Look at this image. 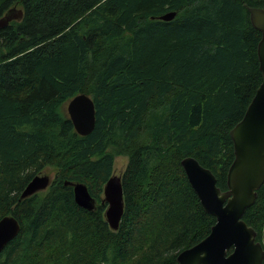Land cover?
I'll return each instance as SVG.
<instances>
[{
  "label": "trees",
  "instance_id": "trees-1",
  "mask_svg": "<svg viewBox=\"0 0 264 264\" xmlns=\"http://www.w3.org/2000/svg\"><path fill=\"white\" fill-rule=\"evenodd\" d=\"M13 6L21 19L0 28V218L21 229L0 264H178L215 222L180 161L227 188L229 131L261 82L247 7L264 0H0V17ZM81 92L96 110L85 136L62 110ZM120 155L112 230L100 199ZM47 167L51 184L19 201ZM65 181L85 183L96 207H79ZM243 219L264 247V183Z\"/></svg>",
  "mask_w": 264,
  "mask_h": 264
},
{
  "label": "water",
  "instance_id": "water-1",
  "mask_svg": "<svg viewBox=\"0 0 264 264\" xmlns=\"http://www.w3.org/2000/svg\"><path fill=\"white\" fill-rule=\"evenodd\" d=\"M251 25L260 32L256 54L261 82L247 105L242 118L230 129L233 159L226 172V189L217 185L214 173L202 166L192 156L181 159V167L196 193L204 211L215 218L209 233L194 245L179 251L178 264H262L264 247L256 240L257 232L243 219L247 208L257 197V190L264 183V8L247 7ZM176 15L170 11L158 16L164 21ZM22 10L16 6L0 17V28L12 20H20ZM66 114L75 133L85 136L96 124L93 99L81 92L66 103ZM53 177L40 173L32 177L21 191L18 200L44 191ZM71 186L75 203L88 211L96 207V199L87 185L78 181H65ZM102 204L106 203L104 217L112 230H116L123 214L124 201L121 176L112 174L103 185ZM19 221L12 215L0 218V254L20 232Z\"/></svg>",
  "mask_w": 264,
  "mask_h": 264
},
{
  "label": "rangeland",
  "instance_id": "rangeland-1",
  "mask_svg": "<svg viewBox=\"0 0 264 264\" xmlns=\"http://www.w3.org/2000/svg\"><path fill=\"white\" fill-rule=\"evenodd\" d=\"M66 103L67 102H65L62 105V110L65 114H66ZM126 162H127L126 156H121V155L117 156L114 160V168H113L112 174L120 175V173L122 172V170L124 169V167L126 165ZM42 173H47L48 175L54 177V171L51 167H47Z\"/></svg>",
  "mask_w": 264,
  "mask_h": 264
}]
</instances>
